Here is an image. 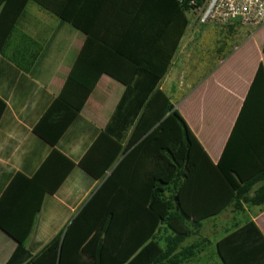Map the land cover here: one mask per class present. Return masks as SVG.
I'll return each mask as SVG.
<instances>
[{
	"label": "crops",
	"instance_id": "obj_1",
	"mask_svg": "<svg viewBox=\"0 0 264 264\" xmlns=\"http://www.w3.org/2000/svg\"><path fill=\"white\" fill-rule=\"evenodd\" d=\"M4 5L12 7L11 12L20 6L22 10L0 50V224L12 227L20 222L21 214L25 218L38 199L37 212L22 243L30 257L57 235L60 246L73 218L132 148L120 154L99 179L78 165L84 159L98 170L96 163L109 145L97 139L124 86L149 83L154 74L148 71L161 68L165 59L167 66L157 87L210 165L218 164L223 152L247 172L264 164V86L251 87L259 65L264 74V26L252 29L233 20L223 28L192 30L185 15L187 24L180 34L179 15L168 12L171 0H0V13ZM70 20L83 23L86 34L66 22ZM73 69L80 83L94 86L77 116L51 146L34 130ZM56 116L42 123L40 132L47 133ZM235 122L237 131L231 137ZM125 143H119L120 147ZM52 150L74 165L53 191L51 182L59 178L63 162L53 157L42 168ZM199 158L207 173L190 187L191 201L209 197L211 190L218 189L212 192H219L224 205L227 188L204 158ZM260 185L255 184L247 196ZM131 199L130 184L114 191L109 207L118 215V222L110 227L105 245L98 235L90 245L83 242L78 247L74 233L66 241L64 264L130 261L142 229L132 219L142 210ZM236 199L227 202L217 216L203 220L197 235L182 243V247L202 243L197 258L183 264H221L215 243L247 222H252L264 239V204ZM209 208L204 204L203 211ZM166 234L162 225L154 234L161 248ZM15 246L0 230V264L7 262Z\"/></svg>",
	"mask_w": 264,
	"mask_h": 264
},
{
	"label": "trees",
	"instance_id": "obj_2",
	"mask_svg": "<svg viewBox=\"0 0 264 264\" xmlns=\"http://www.w3.org/2000/svg\"><path fill=\"white\" fill-rule=\"evenodd\" d=\"M171 4L172 9L168 12L179 15L180 34H182L187 24L185 14L175 0H171ZM11 9L12 7L4 5L0 13V50L13 32L15 19L22 7L13 8V12ZM8 15L13 19L8 20ZM57 16L66 19L65 14L58 13ZM66 22L86 34L83 23L75 20ZM261 51L264 54V45ZM167 62L165 59L161 68L148 71L154 74L149 78V83L124 86L123 94L113 114L97 139V141L102 139L106 141L110 149L101 156L100 163H96L99 165L98 170L88 165L84 159L78 163L79 167L92 178L99 179L120 154L132 147L73 218L60 246L59 235L51 239L33 257H30L22 246L30 230L31 218L37 212L39 204L37 199L25 218L21 214L20 222L13 224L12 227L0 224V230L16 243L13 253L5 264H64L66 241L74 233L78 247L83 242L90 245L98 235H101L100 243L104 246L110 236V227L114 222H118V215L110 211V199L114 191L123 190L127 184L132 186V204L142 210L141 214L132 215L134 222L142 226L141 240L136 247H133L130 261L116 262V264H183L197 258L202 243H193L186 247H182V243L195 237L201 222L217 216L227 202L237 198L251 205L264 204V164L260 162V168L247 172L235 158L226 159V154L224 156L223 152L220 162L211 166L182 118L172 110L167 97L157 87V81L165 72ZM74 72L73 69L59 95L53 100L34 130L51 146L77 116L94 86L93 83H80ZM117 80L122 81L120 78ZM260 83L264 86L261 65L255 72L251 87ZM51 116L53 118L56 116L57 120L49 123L51 128L47 129V133L40 132L42 123L48 122ZM236 131L235 122L231 137ZM123 140L126 143L121 148L119 143ZM53 157L61 159L63 165L59 178L51 182V191L74 166L72 162L52 150L42 168L51 159L53 160ZM199 157L204 158L210 171H213L227 188L228 197L222 206L224 200L218 197L219 192H212L218 189L211 190L209 197L196 198L193 202L188 195L190 187L197 182V178L207 173L205 163ZM34 180L32 178L31 183H34ZM258 183L261 185L251 197H248V192ZM199 184L203 185L201 181ZM208 185L211 184L207 183ZM204 204L210 207L206 212L203 211ZM161 225L168 231L163 238L162 248L154 237ZM141 245H143L141 249L136 252ZM215 255L221 264H264V239L255 225L247 222L228 232L215 243Z\"/></svg>",
	"mask_w": 264,
	"mask_h": 264
},
{
	"label": "built area",
	"instance_id": "obj_3",
	"mask_svg": "<svg viewBox=\"0 0 264 264\" xmlns=\"http://www.w3.org/2000/svg\"><path fill=\"white\" fill-rule=\"evenodd\" d=\"M183 13L189 16L192 30L223 28L237 20L242 27L252 29L264 26V0H175Z\"/></svg>",
	"mask_w": 264,
	"mask_h": 264
},
{
	"label": "water",
	"instance_id": "obj_4",
	"mask_svg": "<svg viewBox=\"0 0 264 264\" xmlns=\"http://www.w3.org/2000/svg\"><path fill=\"white\" fill-rule=\"evenodd\" d=\"M168 114V113H167ZM58 250H59V247H58Z\"/></svg>",
	"mask_w": 264,
	"mask_h": 264
}]
</instances>
